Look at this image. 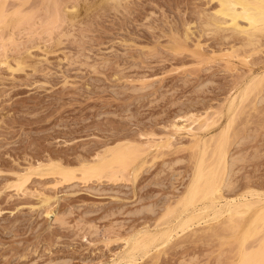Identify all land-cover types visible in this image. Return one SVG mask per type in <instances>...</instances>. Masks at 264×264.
Returning <instances> with one entry per match:
<instances>
[{"label":"rangeland","instance_id":"rangeland-1","mask_svg":"<svg viewBox=\"0 0 264 264\" xmlns=\"http://www.w3.org/2000/svg\"><path fill=\"white\" fill-rule=\"evenodd\" d=\"M0 1V264H112L125 252L158 244L181 218V210L173 208L188 191L201 151V144L192 145L184 134L175 135L168 147L169 127L194 113L217 121L208 119L212 127L199 136L216 137L222 129L228 134L235 119V111L227 109L231 99L237 96L239 103L244 90L254 86L258 91H248V106L230 130L227 161L235 162L226 161L225 178L232 188H223L225 198L234 197L235 211L246 207L251 213L240 225L220 219L187 231L154 259L156 264H237L235 235H242L264 204V34L252 37L258 41L253 43L247 31L239 34L229 24L222 25L225 30L209 27L213 20L207 19L217 14L215 0ZM73 10L77 16L69 19ZM18 60L25 61L23 67ZM252 76H261V83L253 85ZM123 140L137 153L125 170L115 166L87 175L92 159L98 161L109 146L125 145ZM152 140L159 149L157 141H165L164 148L151 149ZM48 162L74 175L46 173ZM40 164L44 171L31 172ZM44 199L53 205L48 216ZM262 232L247 240L248 249L257 247ZM153 253L139 252L138 264H155Z\"/></svg>","mask_w":264,"mask_h":264},{"label":"bare ground","instance_id":"bare-ground-1","mask_svg":"<svg viewBox=\"0 0 264 264\" xmlns=\"http://www.w3.org/2000/svg\"><path fill=\"white\" fill-rule=\"evenodd\" d=\"M60 1V0H59ZM101 1H103V2H105V3H107V2H109V1H115V2H119V0H101ZM121 1V0H120ZM211 2H212V0H210ZM216 1V5L218 6L217 7V11H215L217 14H215V12H214V16L213 15H209V17L211 16H213L212 17V19L210 20L209 18L207 19V20H209L208 22H210V21H212V23L210 22V26H209V23H206L207 22V20H206V24L209 26V27H211V25L213 24V26H217L215 29L217 30L218 29V27L220 28V29H223V30H225L226 28L228 29V27H226L225 29L224 28H222V25L223 24H225V26L227 25V24H229V27L230 28H237L236 29V31L238 32V30L240 31L239 32V34L241 33V31H247V32H245L244 34H246V35H249V36H246V40L248 41V45H250L251 44V42H253V40L254 41H256L255 39L257 38V36H258V39L260 38L259 36L261 35V33H263L264 34V0H215ZM1 2V1H0ZM89 2V1H88ZM50 3V2H49ZM100 3V2H99ZM117 3H116V5H117ZM218 3V4H217ZM53 4V3H52ZM67 4V3H66ZM98 4V3H97ZM109 4V3H108ZM119 4H120V2H119ZM6 5V4H5ZM113 5V4H112ZM0 6H1V10H0V12L2 13L3 12V1H2V3L0 4ZM61 6V5H60ZM99 6V5H98ZM114 6H115V4H114ZM7 7V6H6ZM50 7H52V6H50ZM95 7H97V6H95ZM117 7V6H116ZM63 8V7H62ZM124 9V8H123ZM204 9V8H203ZM71 10V9H70ZM87 10V9H86ZM47 11V10H46ZM46 11H44V13L46 12ZM61 11V10H60ZM64 11V10H63ZM67 11V10H66ZM78 11V10H77ZM206 11V10H205ZM204 11V12H205ZM42 12V11H41ZM65 12V11H64ZM73 14L72 13H70L72 16H69V19H70V17L72 18H76V12H75V10H73ZM84 12V11H83ZM92 12V11H91ZM118 12V11H117ZM1 13H0V16H1ZM78 13V12H77ZM88 13V12H87ZM198 13V12H197ZM58 14V13H57ZM61 14V13H60ZM203 14V13H202ZM74 15H76V16H74ZM80 15V14H79ZM34 16V15H33ZM32 16V17H33ZM63 16V15H62ZM208 16V15H207ZM7 17V16H6ZM58 17V16H57ZM200 17V16H199ZM216 19H215V18ZM220 17L222 18V20L223 21H221V19H220ZM2 18V17H1ZM0 18V19H1ZM4 18V17H3ZM56 18V17H55ZM200 19V18H199ZM215 19V20H214ZM2 20H4V19H2ZM2 20H0V21H2ZM240 20H245L244 22H247L246 23V25L245 24H242V22L240 21ZM53 21H54V18H53ZM57 21V19H55V22ZM60 21V20H59ZM80 21V20H79ZM187 22V21H186ZM224 22H226V23H224ZM1 23V22H0ZM57 23V22H56ZM78 23V22H77ZM203 23V22H202ZM204 23V25L206 26V24ZM188 24V23H187ZM189 24H191V23H189ZM73 26V25H72ZM190 26V25H189ZM212 26V27H213ZM224 26V27H225ZM175 27V26H174ZM207 27V26H206ZM189 28V27H188ZM208 28V27H207ZM203 29H204V27H203ZM210 30V29H209ZM222 30V31H223ZM232 30L233 29H231V32H232ZM48 31V30H47ZM53 31V30H52ZM205 31V33H206V30H204ZM212 31H213V29H212ZM235 31V30H234ZM63 32V31H62ZM211 32V31H210ZM219 32V31H218ZM236 32V33H237ZM44 33V32H43ZM50 33H52L51 31H50ZM213 33H215L214 31H213ZM220 33V32H219ZM227 34V33H226ZM258 34H260V35H258ZM234 35V34H233ZM237 35H238V33H237ZM236 35V36H237ZM7 36V35H6ZM245 36V35H244ZM5 37V36H4ZM8 37V36H7ZM222 37H224V36H222ZM252 40H249V38ZM255 37V39H253V38ZM264 38V37H263ZM5 39V38H4ZM13 39V38H12ZM11 39V40H12ZM261 40V39H260ZM5 41V40H4ZM251 41V42H250ZM7 42V41H6ZM60 42V41H59ZM256 42H258V41H256ZM254 43V42H253ZM5 43H3V45H4ZM57 44V43H56ZM244 44H245V42H244ZM256 44V43H255ZM2 44H1V47L3 46ZM252 45V44H251ZM8 46V45H7ZM6 44H5V47H3V49H5L6 47ZM253 46H255V45H253ZM58 47V46H57ZM245 47V46H244ZM242 48V47H241ZM248 48V47H247ZM254 48V47H253ZM2 49V48H1ZM9 49V48H8ZM256 49V48H255ZM19 50H21V49H19ZM57 50V49H56ZM0 51H2V50H0ZM3 51H5V50H3ZM17 51H18V49H17ZM243 51V50H242ZM160 52V51H159ZM159 52H158V54H159ZM144 53H146V52H144ZM217 53V52H216ZM147 54V53H146ZM181 54V53H180ZM24 55V54H23ZM144 55V54H143ZM238 55V54H237ZM2 56V55H1ZM33 56V55H32ZM5 57H7V56H5ZM29 57V56H28ZM147 57V56H146ZM29 59V58H28ZM146 59V58H145ZM18 61H20V62H18ZM17 62V64L19 65V67L25 62H22L21 60H18ZM106 61H108V60H106ZM22 63V64H21ZM107 63V62H106ZM115 63V62H114ZM27 64V63H26ZM10 65V64H9ZM28 65V64H27ZM38 66V65H37ZM21 67H23V66H21ZM34 68V67H33ZM115 68V67H114ZM116 70V69H115ZM122 71V70H121ZM118 74V73H117ZM117 77V76H116ZM253 78V85H255V81L256 82H260L261 81V79L264 77V73H263V76H262V78L260 79V81H258V79L261 77V76H259V78H257L256 80H255V77L254 76H252ZM258 77V76H257ZM237 79V78H236ZM251 79V80H252ZM263 81V80H262ZM252 83V82H251ZM261 83V82H260ZM260 83H258V85L256 84V87H257V89L260 87ZM154 86V85H153ZM243 88V87H242ZM252 88V89H251ZM250 89L251 90H253L254 89V91L256 90V88L254 87V86H252ZM142 89V88H141ZM251 90H249V89H245L244 90V92H243V96L239 99L238 98V101H239V103L237 102V100H236V97L237 96H235V97H233L232 99H231V104H230V102H229V104H230V107H229V105H228V107L229 108H227L228 110L229 109H231L230 111H235V112H232V116L235 114V119H236V116H238V115H240L239 113V111H243V113H244V110L246 109V106H248V105H246V102L244 103V100H247V99H249V97L247 98V96H250V94L253 92V91H251ZM248 91L250 92V94H248ZM256 91H258V90H256ZM255 91V92H256ZM240 96H241V93H240ZM240 96H238V97H240ZM235 98V99H234ZM245 98H247V99H245ZM262 99V98H261ZM138 100H139V98H138ZM248 101V100H247ZM251 101V100H250ZM259 101V100H258ZM254 102V101H253ZM253 102H250V103H253ZM256 102V101H255ZM242 104V105H241ZM246 106H245V105ZM254 104V103H253ZM256 104V103H255ZM242 106H243V108H244V106H245V109H243L242 108ZM55 111V110H54ZM238 111V113H236ZM242 111H241V114H243L242 113ZM113 112V111H112ZM6 114V113H5ZM47 114V113H46ZM50 114V113H49ZM53 114V113H52ZM106 114V113H105ZM113 114V113H112ZM192 115L190 116V114H189V116H183V117H181V119H182V123H179V122H177V121H175V122H173L172 124H171V127H169L170 129H168L169 131H170V135H168V136H170V138L169 139H167V140H165V141H167L166 143H165V141L164 142H160L159 141V143H162V144H158V141H157V145L158 146H161V149L162 148H164L163 146V144L165 143V144H167L168 145V147L169 146H171V145H173V144H171V139H173L174 140V136L175 135H178V136H181V135H188L190 138H192L191 140L193 141L192 142V145H196V146H199L200 144H201V151H199V155H200V153H201V155H200V158H198L199 157V155H198V157H197V159H199V161H198V163L196 162V164L195 165H197V167H195L194 166V168H196V169H194V171H195V174H193L192 175V182L190 183V186L188 185V191H185V196L180 200V203H178L179 201H177L176 203H178V205L180 204L181 206V208L180 209H178L177 208V206L175 207L174 206V211H176V213H177V211L178 210H181V211H178L179 212V214H177V215H179V216H181V220L179 219V221H177V219L175 220L176 221V224H174L173 223V221H172V225H174V226H170V229H169V231H165L163 234H162V238H161V240H160V242L158 243V244H155V245H153V246H150L151 248H149L148 250H146V251H144L143 249L141 250V249H138V250H135V251H132V252H125L124 254H123V256H121V255H119V257L115 260L114 259V261L112 262V264H138V260L140 259V258H142L143 256H145L146 257V254H149L150 252H152V251H154V253L156 252V254L157 253H159V251H160V253H162L161 251H162V249H163V252H164V249H166L167 247V245H169L171 242H173L174 240H176L177 239V237L178 238H180L179 236H181L182 237V234L184 235L185 233H187V231L189 232H195V231H197L198 230V227L200 226V227H203L204 229H205V227H211L212 225H213V223L215 222V223H217V221H219L220 219L222 220H227L228 222L227 223H230V224H233V225H240L241 223H242V221L244 220V218H245V215H247L248 213H251L250 212V210H249V208H246L245 207V209H242V210H239V211H235L234 209H233V207H232V202H233V199H234V197H233V199L232 198H225V195H223V188H224V185L226 186V187H228L229 188V186L230 185H228L227 186V184H231V180L229 181V179L230 178H227V180L229 181H227L226 182V178H225V170L227 169L226 167H228V166H225V164L229 161H227V151H228V147H230V143L231 142H233V141H230L229 142V137L231 138V135L229 136V134H230V130H231V128H232V126H233V124H234V121H235V119H232V126L229 124L230 122H231V120H229V123H227V124H229L230 125V127H229V125L227 126V127H225V128H227L229 131H228V134H227V130L225 131V129H222L221 131H222V133H219V134H215L216 135V137H214L213 135V137H207L208 135H201V136H199L200 135V133H198L199 131H201L202 132V130H206V128H208V125H210L211 123H213L214 124V122H217V121H215L214 119H213V122L209 119V118H207V116H206V118L205 117H202V118H199V119H205V120H207L208 121V119L210 120V122L211 123H209V121H208V123L209 124H207V121H203V122H206L204 125H200V122L202 121V120H199L198 118H196V117H201V116H198V115H194V113H191ZM196 114V113H195ZM218 114H219V112H218ZM107 115V114H106ZM216 115V114H215ZM50 116V115H49ZM87 116V115H86ZM195 116V117H194ZM232 116H231V118H232ZM19 117V116H18ZM76 118V117H75ZM233 118H234V116H233ZM40 119V118H39ZM38 119V120H39ZM109 120V119H108ZM199 120V121H198ZM15 121V120H14ZM26 122V121H25ZM202 123V122H201ZM199 124V125H198ZM109 125V124H108ZM26 126V125H25ZM55 126V125H54ZM42 127V126H41ZM60 127V126H59ZM167 127V126H166ZM165 127V128H166ZM210 127H212L211 125H210ZM11 128V127H10ZM36 128V127H35ZM82 128V127H81ZM92 128V127H91ZM230 128V129H229ZM49 129V128H48ZM60 129V128H59ZM115 129V128H114ZM208 130V129H207ZM35 131V130H34ZM220 131V132H221ZM224 131V132H223ZM38 132V131H37ZM204 132V131H203ZM205 133H207V132H205ZM204 133V134H205ZM147 134V133H146ZM132 137V136H131ZM175 137H177V136H175ZM130 138V137H129ZM117 139V138H116ZM121 139V138H120ZM161 139V138H160ZM162 139H164V138H162ZM153 140H155V139H153ZM152 140V141H153ZM144 141H146V140H144ZM151 141V140H150ZM156 141V140H155ZM155 141H153L152 143H153V145H152V143H151V145L150 146H152V147H150L151 149L152 148H156V143H155ZM162 141V140H161ZM122 142V141H121ZM119 143V142H118ZM123 143H124V140H123ZM150 142L148 141V144H149ZM194 143V144H193ZM102 144V143H101ZM106 144H107V142H106ZM125 145H123V146H121V144H118L119 146H117L116 147V145H115V147H111L110 148V146H109V149L107 148V149H105V151H103V153H102V151H101V153H99V154H101L100 155V158L98 157L97 159H98V161L95 159V161H97V163L94 165V163H95V161L93 162V159H92V161H90L91 162V164H92V162H93V164L92 165H94V166H91V164L89 165V167L87 166L88 165V161H87V159L86 160H84V161H86V162H84V167L85 166H87V168L85 169V172L87 173V175H95V174H100V173H104V170H108V169H114L115 168V166L117 167V166H121V168L123 169V170H125L126 169V166H127V164H128V162H129V160L131 159V158H134L135 156L134 155H137V153H135V152H132L131 150H130V147L131 148H133L132 146H131V144H130V142H129V144L127 143V141L124 143ZM147 144V145H148ZM155 144V145H154ZM171 144V145H170ZM229 146H228V145ZM126 145H130V147H126ZM144 145H146V144H144ZM163 145V146H162ZM155 146V147H154ZM157 146V147H158ZM5 147V146H4ZM53 147V146H52ZM101 147V146H100ZM126 147V148H125ZM140 147V146H139ZM148 147H149V145H148ZM20 148V147H19ZM22 148V147H21ZM30 148V147H29ZM142 148V147H141ZM150 148H142V150H144V151H147V150H149ZM160 147H158V148H156V150H158ZM165 148H167V146L165 147ZM196 148V147H195ZM99 149V148H98ZM137 149V148H136ZM161 149H159V151L161 150ZM66 150V149H65ZM88 150V149H87ZM104 150V149H103ZM107 150V151H106ZM199 150V149H198ZM69 151V150H68ZM74 152V151H73ZM99 152H100V150H99ZM158 152V151H157ZM5 153V152H4ZM3 153V154H4ZM34 153V152H33ZM91 153V152H90ZM141 153V152H140ZM145 153V152H144ZM74 154V153H73ZM99 154H97L96 156H98ZM194 154V153H193ZM89 155V154H88ZM19 156V155H18ZM52 156V155H51ZM87 156V155H86ZM187 156V155H186ZM55 157V156H54ZM58 157V156H57ZM59 159L60 158H58V162H59ZM57 160V159H56ZM89 160V159H88ZM195 161H196V159H194ZM232 160H236L237 161V159H232ZM231 160V161H232ZM54 161V160H53ZM61 161V160H60ZM69 161V160H68ZM227 161V162H226ZM49 162H52V159L49 161ZM48 162V163H49ZM56 162L57 164H59L60 163V165H62V163L61 162ZM75 162V161H74ZM89 162V163H90ZM135 162V161H134ZM232 162H235V161H232ZM231 162V163H232ZM48 163H46L47 165H48V168L46 167V170L48 171H46V173H51V171H52V174H54L53 172H55L56 170H59L58 172L60 173V174H62V176L64 175V177L65 178H72V176L74 175V171L72 170V169H70V171L67 173L66 172V170L65 169H63V167L61 166V168H60V166L59 165H56V164H52V165H50V163L48 164ZM55 163V162H54ZM86 163H87V165H86ZM229 163V162H228ZM231 163H229V164H231ZM32 165V164H31ZM50 165V166H49ZM64 165V164H63ZM228 165V164H227ZM46 166V165H45ZM67 166V165H66ZM91 166V167H90ZM232 167H233V165H231ZM44 165L43 164H40V166L38 167V168H32V167H30L31 169V172H34V170L36 171V170H42V171H44ZM120 168V167H119ZM3 169V168H2ZM0 170V171H3V170ZM83 169V168H82ZM230 170H231V168H229ZM121 170V169H120ZM68 171V170H67ZM83 171H84V169H83ZM112 171H114V170H112ZM194 171H193V173H194ZM30 172V173H31ZM72 172H73V174H72ZM109 172H110V170H109ZM121 172V171H120ZM124 172V171H123ZM228 172H229V170H228ZM58 173V174H59ZM69 173H71L72 175L71 176H68V174ZM111 173V172H110ZM122 173V172H121ZM126 173V172H125ZM16 174V173H15ZM32 174V173H31ZM109 174V173H108ZM120 174V173H119ZM178 174V173H177ZM21 175V174H20ZM19 175V177L18 178H20L21 176ZM27 175V174H26ZM83 175V174H82ZM116 175V174H115ZM122 175V174H121ZM22 176H24V175H22ZM61 176V175H60ZM107 176V175H106ZM230 176V175H229ZM113 177H114V175H113ZM227 177V176H226ZM17 178V179H18ZM64 178V179H65ZM4 180V179H3ZM27 181V176H25V177H23V180L21 181H18L19 183L21 182V183H25ZM17 182V183H18ZM16 183V184H17ZM18 183V184H19ZM14 184V183H13ZM17 184V185H18ZM234 184V183H233ZM10 185H12V184H10ZM15 185V184H14ZM16 186V185H15ZM185 186V185H184ZM21 187H22V184H21ZM19 188H20V184H19ZM230 188H232L231 186H230ZM23 190V189H22ZM232 190V189H231ZM27 191V190H26ZM233 191V190H232ZM187 192V193H186ZM249 192V194L251 195V196H256L257 194V192H255V193H253V191L251 192V190L250 191H248ZM254 194H256V195H254ZM259 194H261L260 192L258 193V196H259ZM241 195H243V194H241ZM246 195V194H245ZM261 195H264V194H261ZM257 197V196H256ZM263 197V196H262ZM243 198H246V196H244L243 195ZM237 199V198H236ZM240 199V198H239ZM50 200V199H49ZM238 200V199H237ZM236 200V201H237ZM243 200V199H242ZM260 200V199H259ZM249 201V200H248ZM253 201V200H252ZM261 201V200H260ZM51 202V201H50ZM48 200H46V199H44L43 201H42V204H43V206L44 205H46L47 206V208L44 206V208L46 209V211H45V213H46V215L48 216L52 211H54L53 210V205H52V203H50ZM200 203L202 204V206H200ZM236 203V202H235ZM264 202H262V204H263ZM247 204V203H246ZM249 204V203H248ZM247 204V205H248ZM171 207V206H170ZM172 208H169L170 210H172ZM175 208H177V210H175ZM259 208H260V210H259ZM259 208H257L259 211H257V212H255L254 214H253V219L252 220H249V222L248 223H246V229H245V231H243V233H242V235L240 236L239 234H237V235H235V242L237 241V240H239V244L236 242V244H237V247H238V245H239V247H238V253H235V254H237V256H238V254H240V258H238V260H239V262L237 263V264H264V234H263V232H262V234L263 235H260L261 237L259 238L258 236V238L259 239H256L257 240V242L258 243H256L255 244V246H257V247H254V245H253V249L250 247V249H248L247 247H246V242H247V240L248 239H250V238H252V237H254L255 238V236L256 235H259V234H261V233H259V232H261V231H264V204H263V206L262 207H259ZM241 209V208H240ZM252 209V208H251ZM257 209H255V210H257ZM170 210H169V212H170ZM154 212V211H153ZM168 212V213H169ZM171 214H172V212H170ZM170 214V215H171ZM183 214H184V216H183ZM173 215V214H172ZM169 216L168 217V219H171L172 220V217L174 216L175 217V212H174V215L173 216ZM174 217H173V219H174ZM81 220H82V218H80ZM165 219H166V216H165ZM170 220V221H171ZM220 220V221H221ZM168 222H169V220H167ZM92 222V221H91ZM222 222V221H221ZM167 223V222H166ZM170 223V222H169ZM86 224V223H85ZM92 224V223H91ZM168 224V223H167ZM171 224V223H170ZM87 225V224H86ZM85 225V226H86ZM164 225V224H163ZM222 225V224H221ZM66 226V225H65ZM90 226V225H89ZM226 226V225H225ZM225 226H223V228L225 227ZM231 226V225H230ZM216 227V226H215ZM238 227H241V226H238ZM94 228V227H93ZM202 228V229H203ZM222 228V227H221ZM233 228V227H232ZM81 229V228H80ZM201 228H199V230H200ZM230 229H231V227H230ZM234 229V228H233ZM115 230V229H114ZM141 230V229H140ZM216 230H217V228H216ZM222 230V229H221ZM223 230H225V229H223ZM116 231V230H115ZM138 231V230H137ZM209 231V230H208ZM212 231V230H211ZM228 231V230H227ZM144 232H146V230L144 231ZM155 232V231H154ZM153 232V233H154ZM163 232V231H162ZM216 232V231H215ZM223 232V231H222ZM111 233V232H110ZM143 233V232H142ZM152 233V232H151ZM225 233V232H224ZM190 234V233H189ZM214 234V233H213ZM97 235V234H96ZM158 235V234H157ZM195 235V234H194ZM218 235V234H217ZM230 235V234H229ZM138 236V235H137ZM189 237H190V235H188ZM133 237V236H132ZM148 237H150V236H148ZM199 238H200V236H198ZM222 237V236H221ZM146 239H147V235H146V237H145ZM192 238V237H191ZM131 239V238H130ZM129 239V240H130ZM205 239V238H204ZM128 240V239H127ZM143 240H145V239H143ZM188 240L190 241V239L188 238ZM202 240V239H201ZM185 241V240H184ZM255 241V240H254ZM254 241H252V243L254 244ZM135 242V241H134ZM256 242V241H255ZM128 243V242H127ZM136 243V242H135ZM149 243V242H148ZM181 243H183L182 241H181ZM227 243V242H226ZM229 243V242H228ZM251 243V242H250ZM250 243L248 242V244L250 245ZM179 244V243H178ZM232 243L230 242V244L229 245H231ZM248 244H247V246H248ZM134 245V244H133ZM140 245V244H139ZM149 245V244H148ZM235 245V244H234ZM144 246V245H143ZM165 247V248H164ZM236 247V248H237ZM236 248H235V246H234V249L236 250ZM236 250V251H237ZM139 252H140V254L142 255L143 254V256H141V257H139ZM240 252V253H239ZM153 253V254H154ZM157 254V257H156V254H154L153 256H154V258H153V256H152V258H153V260L155 259V258H157L158 259V256L159 255H163V254H165V253H163V254ZM160 257V256H159ZM163 257V256H162ZM192 258V257H191ZM185 259V258H184ZM197 259V258H196ZM159 260V259H158ZM188 260H190V259H188ZM195 260V259H194ZM152 261V260H151ZM185 261V260H184ZM237 261V260H236ZM154 262H155V260H154ZM182 263V262H181ZM189 263V262H188ZM234 262H233V260H232V264H233ZM150 264H151V262H150ZM155 264H156V262H155ZM229 264H231V263H229Z\"/></svg>","mask_w":264,"mask_h":264}]
</instances>
